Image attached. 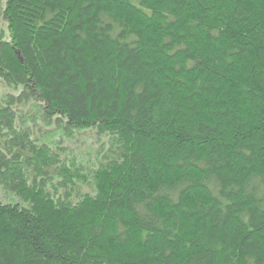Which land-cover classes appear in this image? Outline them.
<instances>
[{
	"label": "trees",
	"instance_id": "16d2710c",
	"mask_svg": "<svg viewBox=\"0 0 264 264\" xmlns=\"http://www.w3.org/2000/svg\"><path fill=\"white\" fill-rule=\"evenodd\" d=\"M0 187V264H264V0H0Z\"/></svg>",
	"mask_w": 264,
	"mask_h": 264
},
{
	"label": "rangeland",
	"instance_id": "374dc122",
	"mask_svg": "<svg viewBox=\"0 0 264 264\" xmlns=\"http://www.w3.org/2000/svg\"><path fill=\"white\" fill-rule=\"evenodd\" d=\"M88 139H90V140H88ZM85 140H87L86 141L87 144H89L90 142L96 141V139L92 137V134L91 135L89 134L88 136H86ZM87 144H82V142H79L78 145L76 146V148H85L87 146ZM0 200L5 202V203L10 202V201H14L13 197L7 196L4 194L1 187H0Z\"/></svg>",
	"mask_w": 264,
	"mask_h": 264
}]
</instances>
